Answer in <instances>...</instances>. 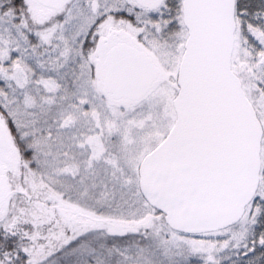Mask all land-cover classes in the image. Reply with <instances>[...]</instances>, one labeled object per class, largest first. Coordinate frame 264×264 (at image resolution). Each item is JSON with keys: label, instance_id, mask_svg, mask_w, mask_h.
<instances>
[{"label": "snow or ice", "instance_id": "6c2138e0", "mask_svg": "<svg viewBox=\"0 0 264 264\" xmlns=\"http://www.w3.org/2000/svg\"><path fill=\"white\" fill-rule=\"evenodd\" d=\"M0 264H264V0H0Z\"/></svg>", "mask_w": 264, "mask_h": 264}]
</instances>
